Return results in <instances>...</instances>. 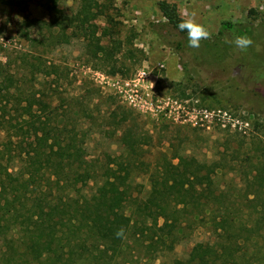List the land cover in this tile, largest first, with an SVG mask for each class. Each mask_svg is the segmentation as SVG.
Masks as SVG:
<instances>
[{
    "label": "rangeland",
    "instance_id": "obj_1",
    "mask_svg": "<svg viewBox=\"0 0 264 264\" xmlns=\"http://www.w3.org/2000/svg\"><path fill=\"white\" fill-rule=\"evenodd\" d=\"M161 1L174 4L180 18L185 10L194 11L211 38L199 49L190 48L186 33L180 34L160 13ZM41 2L0 3V62L9 61L6 70L20 84L23 81L32 110L37 97L61 105L62 111L73 110L68 127L82 139L87 160L117 170L126 189V213L146 211L147 196L165 165L177 177L183 165L191 164L217 167L215 186L233 195L246 216L251 204L245 200L244 180L253 175L254 167L264 165V0H59L58 8L68 17L90 5L95 13L91 24L111 52L106 62L90 59L79 39L59 45L23 40L21 33L38 34L35 27L25 32L19 28L24 17L48 21ZM222 23L231 24L234 35L250 36L253 46L240 52L226 44L225 38L233 34H219ZM42 33L49 37L45 29ZM141 69L149 73L158 99H170L159 117L126 107L91 78L93 72L128 77ZM71 99L74 104L68 107ZM128 130L136 134L131 151L121 142ZM3 140L0 131V145ZM96 178L78 171L66 193L89 205L98 187ZM51 209L47 210L52 217ZM144 231L121 238L120 249L103 250L100 259H107V264H186L196 244L215 239L208 212L181 222L180 238L172 249L148 247L152 233ZM86 249L80 247L82 253Z\"/></svg>",
    "mask_w": 264,
    "mask_h": 264
},
{
    "label": "trees",
    "instance_id": "obj_2",
    "mask_svg": "<svg viewBox=\"0 0 264 264\" xmlns=\"http://www.w3.org/2000/svg\"><path fill=\"white\" fill-rule=\"evenodd\" d=\"M10 1L0 3L10 6ZM58 2L42 0L48 21L23 18L19 24L23 32L29 27L38 29L33 37L21 33L23 40L29 44L52 40L59 45L79 39L90 59L106 62L111 52L91 24L95 13L90 5H82L68 17ZM157 6L178 30L181 18L176 6L164 1ZM43 29L49 37L41 35ZM234 30L231 24L222 23L219 34H235ZM19 57L25 62L26 55ZM8 62H0V131L4 133L0 145V264H107L101 254L120 249L116 232L121 228L123 238L143 235L145 229L152 233L148 247L159 244L172 249L180 238L181 222L205 212L215 239L196 244L186 264H264V245L259 244V239L264 240V165L254 167L253 175L244 180L245 200L251 204L246 216L236 207L233 195L215 186L217 167L191 164L183 165L177 177L165 165L160 181L147 196L146 211L127 214L126 189L117 170L87 160L82 139L73 126L68 127L73 110L62 111L61 105L52 106L39 97L32 110L27 88L6 70ZM73 104L71 99L67 106ZM135 136L128 130L121 138L129 151L136 145ZM78 171L99 178L89 205L71 199L65 190ZM48 208L54 211L52 217ZM82 246L87 248L83 253Z\"/></svg>",
    "mask_w": 264,
    "mask_h": 264
},
{
    "label": "built area",
    "instance_id": "obj_3",
    "mask_svg": "<svg viewBox=\"0 0 264 264\" xmlns=\"http://www.w3.org/2000/svg\"><path fill=\"white\" fill-rule=\"evenodd\" d=\"M141 69L134 75L126 77H108L98 72L91 73L94 82L103 89H108L126 107L141 113L159 117L164 114V106L171 104L169 98L158 99L154 85L149 82V73ZM164 103V106H163Z\"/></svg>",
    "mask_w": 264,
    "mask_h": 264
},
{
    "label": "clouds",
    "instance_id": "obj_4",
    "mask_svg": "<svg viewBox=\"0 0 264 264\" xmlns=\"http://www.w3.org/2000/svg\"><path fill=\"white\" fill-rule=\"evenodd\" d=\"M177 28L180 32L186 33L188 46L193 49H199L201 47V42L210 39L212 35L210 29L197 20L194 11L190 12L185 10L181 15V21L177 25ZM224 42L226 44L234 45L240 52L247 51L254 44L253 39L246 34H233L231 38L226 37ZM146 74L148 73H142L144 76ZM124 234L125 230L121 228L116 232V237L123 238Z\"/></svg>",
    "mask_w": 264,
    "mask_h": 264
}]
</instances>
